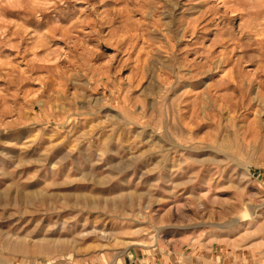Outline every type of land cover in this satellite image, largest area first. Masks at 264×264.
<instances>
[{
  "label": "rangeland",
  "instance_id": "374dc122",
  "mask_svg": "<svg viewBox=\"0 0 264 264\" xmlns=\"http://www.w3.org/2000/svg\"><path fill=\"white\" fill-rule=\"evenodd\" d=\"M156 253L264 260V0H0V264Z\"/></svg>",
  "mask_w": 264,
  "mask_h": 264
},
{
  "label": "crops",
  "instance_id": "0c3cea01",
  "mask_svg": "<svg viewBox=\"0 0 264 264\" xmlns=\"http://www.w3.org/2000/svg\"><path fill=\"white\" fill-rule=\"evenodd\" d=\"M177 255V254H176ZM174 253H170V256H162L159 253H156L153 256L148 255H142V256H128L127 261L124 262V264H176V256ZM178 256V255H177ZM183 257H187V260L189 259V262L192 264H195V261H197V257L194 253H189L188 256H185L184 254H179V264L180 260L182 261ZM186 260V259H185ZM212 263L220 264L222 263V257L217 256V258H211ZM230 264V263H229ZM231 264H264V260H261L260 258H247L246 260H242V258L238 260H234Z\"/></svg>",
  "mask_w": 264,
  "mask_h": 264
},
{
  "label": "bare ground",
  "instance_id": "6f19581e",
  "mask_svg": "<svg viewBox=\"0 0 264 264\" xmlns=\"http://www.w3.org/2000/svg\"><path fill=\"white\" fill-rule=\"evenodd\" d=\"M253 32H254V31H253ZM255 37H256V36H255ZM220 66H221V65H220ZM246 208H247V207H246ZM244 209H245V208H244ZM243 211H244V210H243ZM243 211H242V213H243ZM247 212H248V211H247ZM252 214H253V213H252ZM246 216H249V215L246 214ZM251 217H252V216H251Z\"/></svg>",
  "mask_w": 264,
  "mask_h": 264
}]
</instances>
